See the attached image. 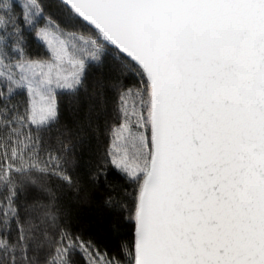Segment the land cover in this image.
<instances>
[{"label": "snow or ice", "instance_id": "6c2138e0", "mask_svg": "<svg viewBox=\"0 0 264 264\" xmlns=\"http://www.w3.org/2000/svg\"><path fill=\"white\" fill-rule=\"evenodd\" d=\"M0 264H264V0H0Z\"/></svg>", "mask_w": 264, "mask_h": 264}, {"label": "trees", "instance_id": "16d2710c", "mask_svg": "<svg viewBox=\"0 0 264 264\" xmlns=\"http://www.w3.org/2000/svg\"><path fill=\"white\" fill-rule=\"evenodd\" d=\"M90 207H92L91 205H86L85 206V208H90ZM87 215H94V213H91V212H89V213H87ZM97 220L99 219V218H96ZM95 222V221H94Z\"/></svg>", "mask_w": 264, "mask_h": 264}]
</instances>
